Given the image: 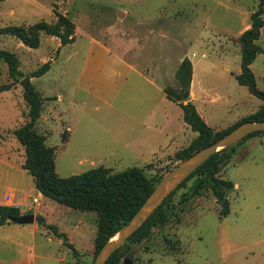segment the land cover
Here are the masks:
<instances>
[{"label":"rangeland","instance_id":"1","mask_svg":"<svg viewBox=\"0 0 264 264\" xmlns=\"http://www.w3.org/2000/svg\"><path fill=\"white\" fill-rule=\"evenodd\" d=\"M257 8L258 0H0V49L16 56L19 72L42 100L35 129L54 150L56 174L67 178L97 167L112 173L139 168L151 179L174 169L179 162L173 153L197 135L163 92L178 89L175 66L183 57L192 61L196 77L200 73L196 105L217 135L259 110L263 101L250 97L233 76L240 67L239 32ZM38 24L44 26L34 33L33 48L4 31L20 27L30 33L34 30L27 29ZM256 46L260 53L251 69L260 85L264 26ZM47 63L49 70L33 77ZM262 84L256 88L264 90V78ZM3 86L8 89L0 90V195L13 190L25 213L44 209L49 226L72 236L68 242L49 226L40 227L55 258L46 264H67L57 258L68 262L73 250L79 264H92L97 218L82 239L73 219L57 208L64 206L46 202L21 168L24 149L13 131L29 121L28 107L20 83L0 61ZM255 137L220 155L218 177L233 184L226 192V215L210 190L183 202L194 177L167 203L165 223L123 247L120 264H264V141Z\"/></svg>","mask_w":264,"mask_h":264},{"label":"trees","instance_id":"2","mask_svg":"<svg viewBox=\"0 0 264 264\" xmlns=\"http://www.w3.org/2000/svg\"><path fill=\"white\" fill-rule=\"evenodd\" d=\"M264 0H258V8L250 17L249 28L243 31L239 36L240 42V71L234 77L238 85L245 86L248 91L263 101L259 110L250 114L234 125L225 129L217 135L206 122L199 116L194 105L191 102L183 104L189 96V86L191 82L192 66L187 58H184L175 72V80L178 89L165 87L166 98L179 105L182 111V117L185 124L197 133V136L191 143L173 155L174 162H181L191 156L193 153L202 149L239 125L246 123H264V90L256 88V82L250 65L260 53L256 46L261 30L264 26ZM63 24H68L64 18L60 19ZM44 25H36L27 30H34L26 33V29L20 27H10L4 29L20 38L29 47L37 46V37L34 33ZM71 28V25H69ZM63 43H67L65 36ZM0 61L8 67L10 77L19 82L23 89V99L28 107L29 121L23 126L13 131L14 137L24 149L25 160L22 169L25 170L33 179L36 191L44 198L51 200L59 205L66 206L72 210L93 213L97 218L98 233L95 240L96 254L102 246L125 224H127L149 194L153 191L159 180L172 169L169 168L165 173L159 174L151 179L147 178L143 170L139 168H129L118 173H112L104 167H97L87 170L81 174L72 175L67 178H60L55 172L54 150L45 143L46 137L38 133L35 129L36 122L39 120L43 103L39 94L34 89L30 79L21 74L18 70V60L16 56L8 51L0 49ZM264 64V63H263ZM49 70L48 63L39 70L33 72V77H40ZM264 78V75H263ZM7 87H0V90H6ZM262 135L264 132L252 133L234 145L229 147L231 153L234 148L243 143L250 137ZM226 150L216 153L209 157L200 167L190 174L178 187L172 191L162 203L155 209L145 223L124 242L106 261L105 264H120L122 249L128 244H137L148 236L150 230L161 226L166 222L168 216L165 207L175 191L185 186V184L195 177L190 186L189 193L185 195L184 201L199 195L204 190H210L218 200L225 199L227 190L233 188L230 181L218 177L221 158ZM222 215L228 213L227 205L220 210ZM19 210L0 206V226L13 219L20 217ZM99 220V222H98ZM44 225V224H43ZM55 233V226H49ZM60 238H67L64 234L58 233ZM76 261L72 264H79V255L73 250ZM96 256V255H95ZM95 258V257H94ZM94 260V259H93Z\"/></svg>","mask_w":264,"mask_h":264},{"label":"crops","instance_id":"3","mask_svg":"<svg viewBox=\"0 0 264 264\" xmlns=\"http://www.w3.org/2000/svg\"><path fill=\"white\" fill-rule=\"evenodd\" d=\"M248 28H249V25L246 28H244L243 30H241L239 32V35ZM192 57H195V55L193 54ZM184 58L188 59V57H183L178 62H176L175 72L177 71L180 63L182 62V60ZM189 61H190L191 66H192L191 82H190V86H189V96H190L189 102H191L194 105L199 116L206 122V117L204 116V114H202L201 109L199 107H197V105H196L195 88H196V86L199 85L200 73H198V75L196 77V75L194 74L193 63L191 60H189ZM252 64L250 65V69L252 68ZM158 71H160V74L163 77V74L161 73L162 68L159 67ZM239 71H240V67H239L238 71H236L233 74V76L235 77L239 73ZM251 71H252V69H251ZM146 75H148V74H146ZM263 75H264V71H263L262 76H261L260 85L257 82L256 76L254 75L256 86L258 89H261L263 87V84H262ZM139 76H140V74H139ZM142 76L145 78L144 75H142ZM142 76H140V77L143 78ZM174 76H175V73H174ZM174 79H175V77H174ZM175 85H177L176 80H175ZM164 95H165V93H164ZM250 97L257 98L254 95H250ZM259 102H260V100H259ZM256 110H254L250 114H253L254 112H256ZM250 114H248V115H250ZM248 115H246V116H248ZM246 116H243L242 118H244ZM181 119H182V122L184 123L183 117H181ZM238 121H236V122H238ZM236 122H234L231 125H228L227 127L234 125ZM185 125L188 126L187 124H185ZM214 131H218V130H214ZM250 140L251 139L246 140L243 144L250 142ZM255 140H257V141L259 140L260 143H262V141H264V137L262 135H257V137H255ZM188 145H186L185 147H187ZM182 148H184V147H182ZM182 148H180V149H182ZM176 151H178V150H176ZM174 153H173V155H174ZM8 191H13V190H8ZM5 193L6 192H4L3 194L0 195V206H5L4 205V194ZM44 200L48 203L53 204L52 203L53 201H51V200H48L46 198H44ZM37 201H38V205H34V208L40 210L42 208V205L38 199H37ZM16 202L20 205V208H19L20 214L21 215L27 214V213H25L26 211L24 212V210H23L24 208H26V210H27L26 205L17 199H16ZM57 208H59V211H61L60 213L62 215H64V217H66V218L70 217L71 219H73L72 224L74 223L75 229L80 231L81 235H83V237H81L82 239H84V237L87 238L86 235L89 234V231L91 229V225L93 226V228L96 227V216H95V214L92 215L91 213L81 212L78 210H72L66 206H64V207L59 206ZM45 211L46 210L41 209V211H39V213L34 214V215L35 216L39 215L42 217V215L45 213ZM43 224L46 227L50 225L49 223L45 222L44 218H43V223L41 225L37 224L36 222H32L29 224H16L12 221L6 222L5 224L1 225L0 226V264H46L45 262H47L48 260L51 262L55 261L53 252L51 251V246L48 244L49 239H45L44 233L41 232L40 227L43 226ZM51 226H55L58 233L66 234V232L63 230V228H61L60 226H56L53 224ZM67 240H68V242L72 241V236L69 233L67 234ZM58 244L63 245V242H59ZM57 259H58L57 260L58 263H65L66 262L67 264H72L75 262L74 257L71 258L70 260H68V262H67V258H65L64 256H61L60 258H57ZM51 262H49L48 264H51Z\"/></svg>","mask_w":264,"mask_h":264},{"label":"water","instance_id":"4","mask_svg":"<svg viewBox=\"0 0 264 264\" xmlns=\"http://www.w3.org/2000/svg\"><path fill=\"white\" fill-rule=\"evenodd\" d=\"M189 100L190 96L185 99L186 102H189ZM255 132H264V123H246L239 125L212 144L199 149L185 160L179 162L174 169L159 180L153 191L135 212L130 221L122 226L102 246L92 264H105L111 255L145 223L162 201L190 174L207 161L209 157ZM218 204L221 208H224L226 206V199L219 200ZM11 221L16 224L36 222L41 225L43 218L33 214H24ZM124 262V264H127L126 261Z\"/></svg>","mask_w":264,"mask_h":264},{"label":"built area","instance_id":"5","mask_svg":"<svg viewBox=\"0 0 264 264\" xmlns=\"http://www.w3.org/2000/svg\"><path fill=\"white\" fill-rule=\"evenodd\" d=\"M32 203L34 205H38V201L36 198L32 199ZM4 205L6 207H10L16 210H19L20 205L16 202V196L13 191H7L4 194Z\"/></svg>","mask_w":264,"mask_h":264}]
</instances>
